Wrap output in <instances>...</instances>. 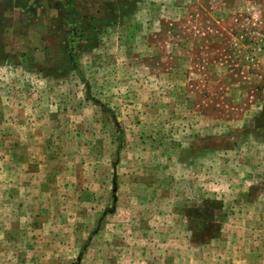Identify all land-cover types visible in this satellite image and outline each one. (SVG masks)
<instances>
[{
	"label": "rangeland",
	"instance_id": "374dc122",
	"mask_svg": "<svg viewBox=\"0 0 264 264\" xmlns=\"http://www.w3.org/2000/svg\"><path fill=\"white\" fill-rule=\"evenodd\" d=\"M0 264H264V0H0Z\"/></svg>",
	"mask_w": 264,
	"mask_h": 264
},
{
	"label": "crops",
	"instance_id": "0c3cea01",
	"mask_svg": "<svg viewBox=\"0 0 264 264\" xmlns=\"http://www.w3.org/2000/svg\"><path fill=\"white\" fill-rule=\"evenodd\" d=\"M178 7V6H177Z\"/></svg>",
	"mask_w": 264,
	"mask_h": 264
}]
</instances>
